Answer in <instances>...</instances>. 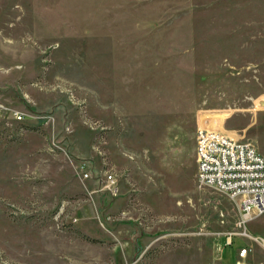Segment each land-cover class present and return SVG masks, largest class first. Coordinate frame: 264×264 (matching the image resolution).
I'll use <instances>...</instances> for the list:
<instances>
[{
    "label": "rangeland",
    "instance_id": "374dc122",
    "mask_svg": "<svg viewBox=\"0 0 264 264\" xmlns=\"http://www.w3.org/2000/svg\"><path fill=\"white\" fill-rule=\"evenodd\" d=\"M198 127L264 154V0H0V264H264Z\"/></svg>",
    "mask_w": 264,
    "mask_h": 264
},
{
    "label": "built area",
    "instance_id": "2783aa9c",
    "mask_svg": "<svg viewBox=\"0 0 264 264\" xmlns=\"http://www.w3.org/2000/svg\"><path fill=\"white\" fill-rule=\"evenodd\" d=\"M21 120L23 113L13 111ZM196 183L211 186L236 200L239 205L241 237L250 236L246 223L264 213V154L247 141L211 127H198L195 135ZM108 180H113L108 175ZM264 247V237L250 236ZM249 248L236 250V264H249ZM239 257V258H240Z\"/></svg>",
    "mask_w": 264,
    "mask_h": 264
}]
</instances>
